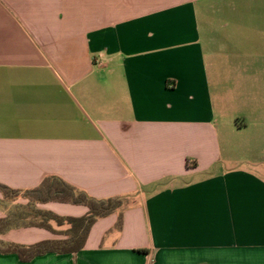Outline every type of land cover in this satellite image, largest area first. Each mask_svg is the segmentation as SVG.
<instances>
[{
  "label": "crops",
  "instance_id": "1",
  "mask_svg": "<svg viewBox=\"0 0 264 264\" xmlns=\"http://www.w3.org/2000/svg\"><path fill=\"white\" fill-rule=\"evenodd\" d=\"M238 7L249 0H0V184L53 176L123 201L120 231L115 212L76 253L0 264H264V91L249 92L264 22ZM26 203L0 194V219ZM58 204L36 207L87 212ZM60 238L12 228L0 245Z\"/></svg>",
  "mask_w": 264,
  "mask_h": 264
},
{
  "label": "trees",
  "instance_id": "2",
  "mask_svg": "<svg viewBox=\"0 0 264 264\" xmlns=\"http://www.w3.org/2000/svg\"><path fill=\"white\" fill-rule=\"evenodd\" d=\"M0 194L6 201H27L24 208L16 207L12 213L0 219V234L12 228L37 227L62 237L28 246L14 243L0 245V254H15L23 262L47 253L70 254L82 250L94 223L112 213L118 212L117 220L107 232L122 229L121 199H93L58 177H46L37 187L24 191L0 184ZM50 202L83 206L87 212L80 217L59 216L36 207ZM53 226L63 229L57 231Z\"/></svg>",
  "mask_w": 264,
  "mask_h": 264
},
{
  "label": "rangeland",
  "instance_id": "3",
  "mask_svg": "<svg viewBox=\"0 0 264 264\" xmlns=\"http://www.w3.org/2000/svg\"><path fill=\"white\" fill-rule=\"evenodd\" d=\"M242 5V4H241ZM245 7H238V11H248L249 10V24L251 22V25H262L261 23H263L264 18L258 17V15H260V13H264V0H249V9ZM251 14L253 17H251ZM261 37V35H249V59H251V57H254V59H258L256 58L257 55L255 54H260L262 51L257 49V47H255V43L253 42L252 37ZM264 52V51H263ZM251 61H256V60H251ZM264 75V73H263ZM262 79H257V78H253L252 76H249V92H252L253 90H263L264 91V76L261 77ZM251 100H253L251 98ZM250 100V101H251ZM260 101V99H258ZM264 149V147H263ZM263 153V154H262ZM259 155L258 157H256L257 162H259L260 166H264V151ZM60 207H65V208H70V207H74V206H68V205H64V204H58ZM60 212H68L66 210H62Z\"/></svg>",
  "mask_w": 264,
  "mask_h": 264
}]
</instances>
